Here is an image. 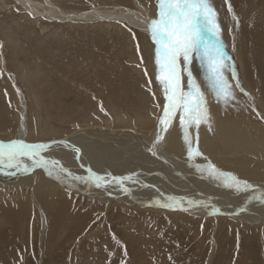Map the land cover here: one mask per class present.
I'll list each match as a JSON object with an SVG mask.
<instances>
[{
    "label": "rangeland",
    "instance_id": "obj_1",
    "mask_svg": "<svg viewBox=\"0 0 264 264\" xmlns=\"http://www.w3.org/2000/svg\"><path fill=\"white\" fill-rule=\"evenodd\" d=\"M32 1L46 9L49 3L63 12L118 7L140 12L150 21L157 17V0ZM209 2L221 28L224 75L232 85L235 99L227 103L218 101L206 65L194 55L187 67L205 95L208 119L199 126L188 127L187 133L194 153L197 148L201 155L192 157L193 162L188 152L185 154L188 145L179 124V111L169 132L176 131L181 136L179 157L199 167L198 172L211 162L220 172L233 173L240 181L252 185L248 173L258 172L264 177V167L253 161L262 160L260 154L250 158L242 172L229 169L235 165L232 161L226 165L222 161L233 155L229 148L232 142L241 145L247 141L251 126L264 123V0ZM48 12L55 13L45 11ZM205 38L209 44L213 42L207 34ZM155 48L142 32L120 20L50 23L47 19L32 18L16 0H0V49L6 58L5 67L16 76L27 97L31 141L27 140L31 143L64 139L81 131L88 120L98 125L96 118L102 122L109 118L115 130H125L116 125L118 112L129 118L133 125L129 129L141 128L137 137L152 133L148 118L162 115L165 104L163 88L156 78ZM183 69L181 59V87L187 91V73ZM7 86L0 70V134L4 133L0 141L5 143L15 138L16 132V125L10 122L15 116L14 100L5 95ZM236 118L244 120L236 124L243 131L240 134L235 132V125L229 124L230 119ZM258 131L264 133V126ZM213 135L217 146L212 152L206 150L210 152L208 155L200 146L205 136ZM245 148L244 145L237 148L233 158L242 160ZM77 158L81 160L75 157V161ZM132 167L141 173L138 164ZM42 180L40 186L45 181ZM27 182L31 188L37 185L33 175ZM7 186L0 197V264H264L262 224L234 223L224 215L203 216L205 213L199 211L192 214L188 207L184 212L160 205L169 209L144 211L134 204L79 200L57 186L51 191L52 205L46 213L48 206L43 203L38 208V198L31 199L29 193L26 194L29 208L10 203L19 198L21 181L16 186ZM11 188L16 197H12V190L8 191ZM177 191L180 190L175 189V194ZM4 202L7 204H1ZM226 208L225 211L230 210ZM41 209L45 211V229Z\"/></svg>",
    "mask_w": 264,
    "mask_h": 264
},
{
    "label": "bare ground",
    "instance_id": "obj_2",
    "mask_svg": "<svg viewBox=\"0 0 264 264\" xmlns=\"http://www.w3.org/2000/svg\"><path fill=\"white\" fill-rule=\"evenodd\" d=\"M16 1L34 19H47V22L50 23L64 21V23L70 22L72 24L86 19L97 20L103 23L120 20L124 23L126 22L130 27L138 29V31L149 38L150 42L152 41L149 31V17L142 15L140 12L129 11L118 7L93 8L80 12H63L60 9L50 6L49 3L47 5L48 9H46V7H38L32 0ZM40 8L44 10H40ZM51 10L59 13V15L53 12L45 13V11ZM92 22L90 21V23ZM153 45L156 47L154 43ZM4 63H6V58L4 51L0 49V70L8 84L5 95H11L14 100L13 108L15 110V116L10 122L16 125V132L15 138L10 139V141L22 140L28 144L50 145L41 155L46 159L57 161L58 165L62 166L66 171L60 172L57 175L56 169H46L43 167L33 168L31 167V162L27 161L26 158L25 162L30 168L28 172L15 168L0 167V197L4 195L2 190L6 189L8 187L7 185L16 186L21 181L22 190H19V198L10 203L21 206L22 208H29L30 202L26 199V194L29 193L31 199L38 198V208L43 203L48 206L45 207L46 213L52 205V201L50 200L52 196L51 191L57 186V188H62L66 191L67 195L71 192L79 200L88 198L99 202L102 201L101 203L104 201L107 205L134 204L137 209L141 210L140 208H142L144 211L153 210L152 208L155 209L159 205L170 207L178 206L177 208L182 211L188 207L189 209L187 211H193L191 212L192 214L199 211V213H205L203 216L224 215L225 217L231 218L234 223L237 221L241 224L257 223L264 226V177L260 176L258 172H250L247 176L253 180L250 179L253 182L252 185L250 184L252 188L236 191L234 188L224 186V181L220 180L222 177H209L208 173L206 174L203 170H200V174L196 175V172L199 173V167H195L192 162H189L190 160L185 161L186 158L179 157V155L182 156L179 146L183 141L176 131L170 134L169 129L173 126L172 123L166 130L169 133L164 130H159L162 129L160 119L163 114L157 115L154 119L148 118L149 123L152 124V133H143L142 136H144H140V138L137 137V134L141 133V128L138 129L135 127V130L129 129L128 126H133L131 122H128L129 118L118 112V114L115 113V116L117 115L116 125L125 130H115V124L109 118H106L104 122L97 121L96 118V122H99L98 125L88 120L81 127V131L72 132L64 139H54L51 143L39 142L40 140L35 143L28 142V140H31L28 127L29 106L27 97L25 92L19 87L16 76L10 70L8 71V66L5 67ZM238 121L244 120H239L238 118L230 119L229 124L230 126L235 125V132L240 134L243 131L240 130V124L236 125ZM263 126L264 123H257L251 126V130L248 131L247 141H242L241 145H235L236 143L232 142L229 148L233 155L223 160L222 163L224 162L226 165L228 161H232L235 165L229 169L242 172L250 158L260 154L262 160L259 159V161H256V158H254L253 161L264 167V133L258 131ZM55 132L53 131L54 134ZM216 132L217 130L214 129L213 133ZM158 137H161V139L158 140ZM212 139H215L214 135L209 137L205 136L200 146L208 155L210 154L208 151L212 152L217 146L216 139L214 142H212ZM128 141L131 142L128 143ZM236 142L238 143V141ZM242 145L246 147L242 153V156L245 157L242 160L239 157L233 158L237 148ZM59 147L64 150L59 149ZM75 149H79V152L77 153ZM187 152L188 150L185 154ZM75 157H79L81 160L77 158L75 161ZM193 157H198V155H194ZM207 161L210 160L208 159ZM199 163L201 164V162ZM133 164H138L141 167L142 171L140 174L132 167ZM200 164L197 166H201ZM88 169H91L95 174L106 177L107 183L97 188L94 183L86 182L85 179H75V177L86 178L89 175ZM125 169L129 171H125ZM147 172H150V176H147L149 174ZM223 173L226 172L223 171ZM31 175L37 179V185L34 188H31L29 182H27ZM247 176L245 177L249 180ZM112 177H131V179L129 181L125 179L121 185L112 180ZM42 178L45 181L40 186L41 181H43ZM138 181H141V184H138ZM174 188L180 191H177L175 194ZM13 189H8V191L12 190V197H16V191ZM69 198L74 200L71 196ZM1 204L6 205L7 202ZM225 207L230 210L225 211ZM214 209L217 211H213ZM45 211L40 210L44 229L47 222L46 216L43 213ZM258 218L260 219L258 220ZM43 233L41 230V239Z\"/></svg>",
    "mask_w": 264,
    "mask_h": 264
},
{
    "label": "snow or ice",
    "instance_id": "obj_3",
    "mask_svg": "<svg viewBox=\"0 0 264 264\" xmlns=\"http://www.w3.org/2000/svg\"><path fill=\"white\" fill-rule=\"evenodd\" d=\"M149 31L156 45L155 63L158 68L156 78L165 96L160 125L162 130L166 131L175 114L180 112V127L184 132L188 157L191 160L194 154L201 155V153L198 149L194 153L187 128L192 125L199 126L208 119L205 95L187 67L194 55L206 65L208 80L218 101L223 100L227 103L235 99L232 85L224 75L226 65L217 14L209 0H157V17L149 22ZM206 34L212 38L211 44L205 38ZM181 59L184 64L183 70L187 73V91L181 87ZM235 78L236 74L233 72V79ZM236 87H240L238 82ZM49 147L48 144H28L22 140L0 142V167L28 172L30 168L25 162L26 158L33 168L56 169L57 175L66 171L57 161L46 159L41 155ZM75 151L78 153L79 149ZM203 171H207L213 177H222L225 186L236 191L252 188L250 184L240 181L232 174L220 172L211 162ZM88 173L86 178L75 177V179H85L86 182L94 183L97 188L107 183L106 177L93 173L91 169H88ZM125 179L131 177H112V180L121 185Z\"/></svg>",
    "mask_w": 264,
    "mask_h": 264
},
{
    "label": "water",
    "instance_id": "obj_4",
    "mask_svg": "<svg viewBox=\"0 0 264 264\" xmlns=\"http://www.w3.org/2000/svg\"><path fill=\"white\" fill-rule=\"evenodd\" d=\"M152 42V41H151ZM153 44V43H152ZM159 129V128H158ZM160 131H163L162 129H159ZM135 205H137V204H135ZM157 207V206H156ZM172 207V206H171ZM173 207H178V206H173ZM157 208H159V209H169V208H167V207H157ZM185 210H187V209H185Z\"/></svg>",
    "mask_w": 264,
    "mask_h": 264
}]
</instances>
